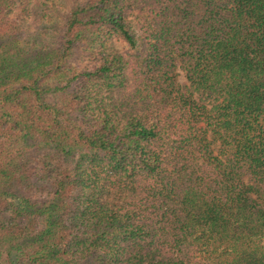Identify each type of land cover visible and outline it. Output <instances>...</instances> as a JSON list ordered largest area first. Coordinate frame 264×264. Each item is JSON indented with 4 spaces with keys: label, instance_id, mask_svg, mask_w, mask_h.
<instances>
[{
    "label": "trees",
    "instance_id": "trees-1",
    "mask_svg": "<svg viewBox=\"0 0 264 264\" xmlns=\"http://www.w3.org/2000/svg\"><path fill=\"white\" fill-rule=\"evenodd\" d=\"M63 8L0 0V264H264V0Z\"/></svg>",
    "mask_w": 264,
    "mask_h": 264
},
{
    "label": "rangeland",
    "instance_id": "rangeland-1",
    "mask_svg": "<svg viewBox=\"0 0 264 264\" xmlns=\"http://www.w3.org/2000/svg\"><path fill=\"white\" fill-rule=\"evenodd\" d=\"M79 1H83V0H79ZM72 2V0H62V5L64 4V10H60L59 14H63V12L67 9V7L70 5V3ZM55 28L60 30L61 29V24L57 21V23L55 24ZM113 48L115 50H119L122 51L125 48V44L122 41L119 40H114L113 41ZM178 81L184 83V77H183V71L181 69L178 68Z\"/></svg>",
    "mask_w": 264,
    "mask_h": 264
}]
</instances>
